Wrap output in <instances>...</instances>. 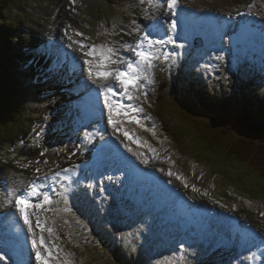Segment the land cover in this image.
<instances>
[{
    "label": "rangeland",
    "instance_id": "obj_1",
    "mask_svg": "<svg viewBox=\"0 0 264 264\" xmlns=\"http://www.w3.org/2000/svg\"><path fill=\"white\" fill-rule=\"evenodd\" d=\"M151 1V4H146L148 3L147 0H75L74 3L73 0H18V3L10 9L9 14L5 17V21L0 22V30L5 36L3 41L4 44L0 45V51H9V54H11L13 50H21L20 52L24 53L22 47H25L24 45L32 46L34 44L32 43L34 38L35 42L47 44L50 37H52L51 35L55 36L58 34V36L62 38L65 35L64 28L66 30L74 23L77 24V27L74 26L69 30V36L74 37L77 28L84 36H77V38L81 39V42L83 41L84 43L95 45L97 49L98 46L110 44L113 40L118 44L111 43L114 44L118 50V56H125L127 53L124 50L125 46L131 42L134 43L139 33L144 30L143 28L145 25H142L141 22L148 20L149 23L151 19L157 17L158 14L161 15L160 12H163L167 8L163 6L159 8V5H162V2H158L159 0ZM198 1L199 0H188L187 4L189 7L197 4V7H203L202 10L207 9L213 12H220L226 17L240 15L242 11L249 12L256 2L257 6L253 8H256L262 13V15L257 14L256 16L263 22L261 26H264V0H206L209 1V4L206 1ZM152 8L154 10H152ZM76 16L80 17L76 18ZM85 17L87 25L85 21L83 22ZM136 17L140 18V20ZM132 23H134L135 28L140 29L139 32L136 31L137 29H132L130 27ZM103 24L106 25L107 29ZM120 27L122 29H120ZM117 32V35H112ZM9 37L13 38L12 40H15L14 38L20 40L10 42L8 39ZM73 40L76 39L73 38ZM190 40L191 37H189V41ZM209 40H212V38H209ZM188 43H186L184 50L180 52H168L171 53L170 57L172 55L175 56V65L171 62V58L169 59V65L163 55L160 56L159 60L155 61L152 77L153 83H151L147 98L143 96L142 89L137 93V95L140 96V100L138 101L143 107L146 116L151 118L150 122H153L155 126L142 129L140 126L127 123L122 115L117 117L113 116L120 130L114 132L113 128L110 126L109 131L111 134L109 135L117 139L122 148L129 153V155L136 158L145 168L161 174V176L166 177L176 184L189 199L187 200L186 206L190 207L191 204L197 203L207 208L218 207V209L225 211L227 215L239 218L243 224H250L261 235H264V215L259 211H254L252 208L259 204L264 206V176L260 174L263 170L259 169L257 166L255 167V165L253 166L250 162H248L249 164L242 163L235 157H232L230 152H228L229 148H227L228 144L231 145V143L228 142L231 141L232 138L224 137V139H222V132L217 135L219 132L217 128H221L222 130L227 129L229 128L227 124L233 123L238 120V118H241L242 113L248 114V105L249 109L252 107L249 112L251 119H255L256 123L260 124L258 119L264 116V77H260L256 80L258 78L256 73L260 71V76L264 73L262 65L264 64V56L262 55L264 49L259 51L262 47L259 44L258 51L253 52V56L251 55V59L257 62V65H262V69L259 66V71L255 70L254 67L249 70L242 65L239 67L243 68V75L237 72L239 67L238 70L235 71L242 60L241 57L249 55L241 52L237 58L235 57L238 63H231L232 69H228L227 65L221 62L222 70H219V77H212L211 79L201 77L204 79L201 87L202 98L208 99L213 103L212 106L214 108L216 107L214 116H212L201 110L200 107L191 100V95L189 93L192 86L190 84H188L189 87L185 85V80H188V76L185 78L187 74L186 70H184L187 63L185 62L186 64L182 65L180 70L176 68L183 62V59L188 58L190 54H193L191 62L196 66L192 59L194 57L196 58L198 52H203V50L194 51L193 48L191 49L188 47ZM34 47L33 45L30 49ZM107 48L108 47H106V49ZM76 49L77 57L83 59L84 57L81 50L79 51V46L76 47ZM224 49L225 48H219L217 51H222ZM103 50L105 49L103 48ZM252 50H254V48ZM228 58V60H231L230 56H228ZM96 62L97 61L93 59L94 65ZM110 66H112V69H116V67H120L121 65L112 64ZM218 67L220 66L218 65ZM7 70L10 72L14 71L12 76L7 75V78H11L12 81L9 82L8 85H19L18 80L23 76V73L20 72V65L12 62L11 67H7ZM254 71H256L255 74ZM233 72L235 77L238 79L240 78L239 83L235 82V80L231 79L229 76V73L232 76ZM172 73L175 77L171 76ZM240 73H242V71H240ZM42 74L46 76V78L43 77L46 82L56 85L58 90L64 92L63 80H65V78L64 72H62L61 69L53 72L54 78L59 79L57 83L51 80V78H54L49 72L48 74ZM82 76V80L87 81L89 79L87 83L93 84L95 88L100 84H108L113 81L111 79H101L102 81L96 80V82L93 83L88 77L86 70ZM255 81H259L262 88L254 86ZM75 83L74 80L72 84L75 85ZM22 85L27 89L28 94L24 93L23 95H19L18 100L26 109L16 105L15 100L12 101L15 93L20 91L8 90L10 94L8 93L3 99L2 93L6 91L0 90V186L3 187V191L0 192V203L4 199L5 202L10 201L8 198L11 196L7 193V189L8 181H11V179L15 180L13 182L22 181L21 179L24 178L33 180L36 179L37 176L52 175L62 167H65L63 165L69 164L67 159H61L63 156L61 153L66 152L64 150L66 149L65 146L63 150H56L48 146L52 152L50 154H46L49 150L44 147L46 152H42L41 156L33 151L34 147H32V145V148H30L33 152L25 151V147L22 150L20 147H17L24 143L27 145L29 144L30 140H25L28 138L33 128L41 122L44 114L50 111L54 104L40 101L36 103H33L34 101L31 102V98L37 97V87L28 88L29 86ZM194 85L198 86V89L195 94L192 92L191 94L193 97L197 98L196 95H198V90L200 91V89L196 82ZM239 85L241 88H239ZM142 88H144V86ZM202 88H204V90ZM39 93V95H41V92ZM45 93L46 92L43 91V97ZM46 100L48 99H45V101ZM64 100L65 98L62 97L57 101V105H62ZM78 100L74 98V104L78 102L84 104L83 100ZM243 101L246 102L247 106ZM224 104L232 106L230 113L229 108L224 107ZM102 108L103 104L99 106V111ZM198 109L202 112H198ZM203 116L206 120L203 119ZM121 121H123V123H121ZM125 127L129 129L127 131L130 134L129 137L132 139L141 138L142 142L135 143L131 139H128V137L126 138L123 135ZM237 128L241 129L240 126ZM239 129L236 130L239 131L237 135L244 134L245 131L243 132V130ZM232 137L234 136L232 135ZM29 138L31 140L34 139L31 136ZM81 139H84V136L81 137ZM37 142H39V140H37ZM31 143L33 144L34 142L31 141ZM125 145L131 147L133 152L141 153L142 156L133 155V152H129ZM165 145L173 150L177 157L181 156V158H176L177 164L168 165L161 161L156 162L150 160L152 157L154 158L152 149L161 152L164 151ZM113 146L115 149H120L119 144L115 141H113ZM78 158L82 159V156H78ZM143 158H147L149 162L147 164L142 163L141 160ZM257 159L259 158L257 157ZM261 159H263V156ZM32 160L34 162H31ZM38 161L39 163H37ZM255 162L258 161L256 160ZM196 167L207 168L209 176L203 179L194 178ZM36 169H39V173L36 172ZM169 170L174 173L172 177L167 175ZM182 175L188 177L190 180H194L195 184H189L190 187H185V183L181 179V177L183 178ZM177 176H181L180 179H177ZM26 179H24V181ZM192 187H195L196 190L193 191ZM56 207V214L48 218L49 224L47 225V228L54 229V235L45 231L44 236L47 244L56 245L53 251H58L62 264H168L169 262L170 264H178V261L179 264H216L214 262L216 259L214 257L207 258L203 251L199 250L194 253H189L193 252L195 248L193 251H187L188 254L182 259L183 256H181L178 251L180 248L177 245L172 248L167 247L169 250H175L176 253H173L175 256L171 255V261L168 252H160L158 257H156L155 248L156 250L157 248L161 249V246L166 245L165 238L161 237L156 242L152 239L153 242H151L149 238L144 237L141 231L135 232L133 229L130 230L128 223L120 224L125 227L123 230L131 231L123 235L129 237L131 240L133 239L132 241L139 244L141 249L140 254L137 253L135 247H133L131 251L126 249V252L130 251V254L127 255L130 257L124 258L123 260L119 254L121 237L114 229L115 227L119 228L118 224L110 225L118 236L114 238L112 243H107L102 238L112 241V236L108 234L110 231L108 221L104 224L102 219L101 221L95 220L91 217L89 212L88 218L97 225V231L102 235V238H100L95 226L86 218L84 219H86L88 223L84 221L80 222L78 221V218L81 217L79 214H76V217L68 215L64 212L65 210L63 211L58 205H56ZM76 212H81V210L77 207ZM121 215H123V219ZM129 216L131 218H129ZM134 217L137 219L140 218V213H138L136 207H131L129 213L119 210V215L116 218L111 217V219L117 222H123V220L128 221L132 224H130V226L135 230H139L136 226L143 228L132 219ZM101 229H104V232H102ZM169 233L174 239H177L180 231L175 229L169 231ZM103 235H107L108 238L103 237ZM101 241H103L104 247H99L102 249L100 252V249L88 247L94 245L96 246L95 248H97V246L101 244ZM126 243L127 241L125 240V244ZM167 248H162V251ZM107 249L110 252L107 253ZM112 249L116 250V257L107 256L109 253L114 254V252L111 251ZM123 256H126V253H123ZM228 258L223 259L226 260ZM51 263L57 264L56 261H52Z\"/></svg>",
    "mask_w": 264,
    "mask_h": 264
},
{
    "label": "bare ground",
    "instance_id": "obj_2",
    "mask_svg": "<svg viewBox=\"0 0 264 264\" xmlns=\"http://www.w3.org/2000/svg\"><path fill=\"white\" fill-rule=\"evenodd\" d=\"M147 1H149V0H147ZM184 1H185L184 3L187 4L188 0H184ZM202 1H206V0H202ZM206 2L209 4V1H206ZM197 6L198 5L196 4L195 7H197ZM254 6H257L256 2L253 4L252 9L249 12L253 13V15H257V14L262 15V13L259 10H257L256 8H253ZM164 7H166V6H164ZM187 7H189V6H187ZM43 10H45V9H43ZM163 13H164V11L162 13L160 12V14H163ZM79 17L76 16V18H79ZM233 18H234V20L232 21V23H239L240 26H241L240 28H236V30L237 31L239 30L242 33H245V35L248 34V36H247V38L245 40L240 41V44H238V42H237L238 39L233 40V42L231 40V43L233 44V46H234V48L236 50L235 55L232 54V56H230L228 54V56H230V58L232 60V62H231V60H229V68H231V69H232L231 63H238L236 58L239 56V54H241V52H244V54H249V55L241 57L242 60L245 57H248V56L251 59V55L252 56L254 55L253 52H257L258 51L259 44H260V46H262L259 49V51H262L264 49V43L263 42L262 43H257V41H255L254 39L250 40V36H249V31L253 32V28L252 27L255 26V24L257 23L258 20L256 18H251V19H247V20L243 21V20H241V18H239L237 16H235ZM239 20L241 22H238ZM84 21L85 22L87 21L86 17L83 20V22ZM223 21L225 22V19ZM103 25L107 29L106 25L105 24H103ZM74 26L77 27V24L73 23L67 29V35H66L67 40H69V38H68L69 37V35H68L69 30L72 27H74ZM243 26L245 27V29L243 28ZM130 27L132 29H137L136 31L139 32L138 31L139 28H135L134 23L130 24ZM113 29H115V28H113ZM120 29H122V28L120 27ZM78 31L79 30L76 28L75 32H78ZM124 31H126V30H124ZM131 31H133V30H131ZM126 32H128V31H126ZM173 32H174V35L172 36ZM176 33H177V29H175V31H172L171 36H172L173 39H174V36L176 35ZM117 34H118V32L115 33V34H112V35H117ZM166 34L168 36V34H169L168 31L166 32ZM51 36L53 37V35H51ZM258 36L261 37L259 34H258ZM70 37H72V39H71V41L70 40L69 41H70V44L72 45L71 48L74 51L67 52V51H65V49H62L60 55L61 54L70 55V53H71V55L74 57L75 51H77L76 47H78L79 44L73 43L72 42L73 38H75L79 42H80V40L77 39L76 35L74 37L73 36H70ZM81 37H84V36H81ZM189 37H191L190 41H189ZM189 37L185 38V37H183V36H181L180 34L177 33V35H176V38H177L176 43L178 42L177 44H183L184 47L183 48H177L176 47L175 50H174L173 47H175V46H173V44H167L170 48L172 47V50L170 49L167 52H169V51L175 52L176 50H178V52H180L181 50H184V48L186 47V43H188V41H189L188 47H190L192 49L193 48L192 43L194 41L193 39L196 36H189ZM209 38H211V36H207L205 38V41L209 42L210 41ZM223 41L224 42L226 41L224 36H223ZM111 43L117 44L113 40H112ZM111 43L110 44H103L101 46H98V49H103L104 48L106 50V47H108V48L111 47L114 50H117L115 45L111 44ZM83 44H86V43H83ZM130 44H132V42ZM238 45H241V46H238ZM123 46H125V45H123ZM247 48H248V50H247ZM253 48H254V50H252ZM79 51H80V47H79ZM25 52L26 51H24V53L20 52V56L24 57L26 55ZM117 54H119V52H117ZM127 55H128V53H126L125 56H127ZM190 55H193V54H190ZM262 55L264 56V51H263ZM224 56L225 55L223 53L217 51V48L216 49H212L209 45H206L204 47L203 52L200 51V52L197 53L196 58L194 57L192 59V61L198 67L197 69L200 68L201 70L199 69V72H198L190 64V66L188 67V70H187V75L185 76V78H187V76H188V80L186 81L187 82V86H189L188 84H190L192 86L190 88V93H189L190 95H192L191 92L193 94H195L196 90L198 89V86L194 85L195 82L197 83V85H199V89H201V87L203 85V82L201 81L202 80L201 77H203V78H206V77L207 78H211V77L217 75L215 73V69H217L216 66H218V64H219L218 62L220 60V59H217V57H224ZM170 58H171V62L175 65L176 64L175 56L172 55L168 59H170ZM53 59H55V53L52 54V60ZM227 59H229V58L227 57ZM221 60H223V59H221ZM251 60H253V59H251ZM190 61H191V59H190ZM183 62L181 64H183ZM262 65H263V69H264V64H262ZM262 65H258V66H260L261 69H262ZM110 67H112V66H110ZM120 67H122V66H120ZM116 68H118V67H116ZM33 69H34V74H35V77H34V81H35V79L37 78L36 76H38V73L35 71L34 67L32 68V70ZM60 69L62 70V72H64V78H65V80H63L64 92L62 90H58V87L56 85H54V84L52 85V84L46 82V80H44V79H43V83L40 84L41 86L37 85L38 89H40V87H41V91H40L41 95H39L40 96L39 98L43 102L55 103V101L59 100L61 97H64V95H66V98L68 99V102L66 104H64L66 107L59 106V108H60L59 112H57V113L56 112H49L48 117L44 119V123H47V124H49L51 126H54L55 129H57L59 126L62 127L64 122L69 123V121L71 120L70 119V103L74 104L73 100H74L75 96L73 95V97H70V90H72L75 93V95H78L80 97V91H78V89H74L75 85L72 84V82L74 81V78L66 77L65 70L63 68H60ZM258 69H259V67H258ZM40 70H42V69H40ZM53 72H54V70H52V72H49V73L54 78ZM80 72H82L81 68H80ZM40 73H41V71H40ZM257 75H258V78L256 80H258L260 77H264V73L261 76H260V73L257 74ZM171 76L175 77L173 75V73H172ZM43 77L46 78V76H43ZM51 80L55 81L57 83L59 79H57V78L52 79L51 78ZM98 80H101V79H98ZM263 80H264V78H263ZM41 81H42L41 78H39V82H41ZM200 82H202V83H200ZM65 83H68L70 85V87H73V88L71 89V88L67 87L65 85ZM254 83H255L254 86H258V87L262 88V86L259 84V81L258 82L255 81ZM142 89L144 91L149 92L150 84L149 85H144V88H142ZM43 91L46 92L44 94L45 98L43 97ZM199 94H200V91L198 90V95ZM121 97H122V94L118 95L115 99L116 100H123ZM57 98H59V99H57ZM45 99H48V100L45 101ZM79 100H83V99L79 98ZM31 101L37 102L38 100H32L31 99ZM83 101H84L83 105L88 104V102H86L85 100H83ZM129 103H131V105L133 107H137L138 106L135 103V100L132 101V102H128L127 100H124V104H129ZM100 104H102L100 101H95V105H96L97 108H99V106H101ZM138 107L141 108L140 106H138ZM80 108H81V106H80ZM86 111H83V114H85ZM113 115L119 116L120 114L114 112ZM133 115L135 116V118L139 119L140 124L138 126H140L141 128H148V127H151V125L154 126L153 122L152 123L150 122L151 118L150 117L148 119L146 118V113H145L144 110L142 112H135V113H133ZM95 117H98V113L92 119L96 120L97 118H95ZM125 121L127 122V117H125ZM129 124L133 125L135 123H129ZM135 125H137V124H135ZM81 127H82L83 131H86L88 133L87 137L89 138L90 143L87 144L85 142L84 144L82 143L80 145H74V142H76V143L78 142L77 136H74L75 133H74V135L67 136L70 139V141H69V145H70L69 152L70 153L67 154V155H63L61 157V159L62 158L63 159H68V160L73 161V163L75 161H77V160H80L78 165L80 167H84L85 163L90 159V156H91L88 151H89V148H90L92 142L97 141L98 136H101V135L99 133H97V132H94L93 133L94 135H93L91 133L90 129H89V126H81ZM43 129L44 128H42V130ZM125 130L128 131L129 129L127 127H125L124 131ZM71 131L75 132V130L73 128L71 129ZM66 132H67V130H66ZM57 134L61 135V134H64V133L63 132L60 133V131H58ZM36 135H37V133H34V136L32 135L31 137L36 139ZM67 135H68V132H67ZM28 138H29V136H28ZM130 139H132V138L130 137ZM26 145L24 146V144H23V145H19L17 147H20L21 150L25 147L26 150H28L30 152L34 151L39 156L42 155V152H46L45 148L43 146H41V145L33 146L34 147L33 151L31 149L32 148L31 146H28V149H27ZM166 146L167 145H165L164 151H161V152L159 150L157 151L155 149H152V152H153L152 154H153L154 158L152 157V159H150V160L151 161L154 160L156 162L161 161V162H163L165 164H168V165L177 164L176 158H178L179 156L177 157L175 155L174 151L169 149ZM119 148L120 149H115L114 146L112 147L111 153L113 154L114 158H118L119 156L121 157L122 155L125 156V151H123V148L121 147L120 143H119ZM78 156H82V159H79ZM179 158H181V156ZM77 166L74 165V168L72 169V171H75ZM113 166H114V169L117 168L116 165H113ZM99 167L101 168L100 165H99ZM117 170L119 172L120 171H123L124 173L127 172L125 168H122V169L118 168ZM86 172L87 171L85 170L84 172L80 171V173H77L78 177L76 179H74V180L76 182H78L77 183L78 185L75 187V189L65 190L63 188H60V190L57 191V193L55 195L57 197V199L54 198V202L52 200V204L50 205V208L52 210H50V211H55L56 208L54 207V205H59L63 210H65V212H67L69 215H71V214H75L76 213L77 207H78L81 210V212L87 213L88 216H89V211L87 210V209H89L92 218H94L95 220H100V221L102 219L103 223L106 224L107 223V217L110 218V219H111V217H115L116 218L119 215V210H121V211H123L125 213H129L131 207H136L138 213H140V218L137 219V218L134 217L132 219L137 224L141 225L144 229L143 228H139L138 226H136V227L139 229V231L144 232V234H146L145 235L146 237L148 236L151 240L153 239L154 242H156L159 238L164 237L165 238V242L167 244L164 245V246H161L162 248H167V247L172 248L173 245L174 246L177 245V241H178V244L181 243L180 246L177 245L180 248V250H178V251L180 252L181 256H184L186 253H188L187 251H193L194 248H200V249L204 250L205 252H207V254H209V256L211 254L212 255L215 254L217 259H218V257L221 258V256H224L223 258H228L229 257L228 259H226V262H224L225 264H233L232 263V261H233L232 255L233 254H237V256H238V258L236 259L234 264H245V262L243 260L245 258H247L249 260V262L246 263V264H264V257H262V256H264V248L259 250L258 246H252L251 245L252 243L250 244L248 241H245L242 236L248 235V233H244V235L240 236V241L239 242H244L245 244L243 243L241 245L242 248H240L238 250V252L236 250V246H232V244H231V246L224 247L222 250L220 249L219 244H218V237L226 235V231L225 230L223 232H220L218 229H214V230L212 229V231H210L208 233V235H203L201 238L195 239L194 242L191 241V240L188 241V242L187 241H183V240H179L180 238L178 240L174 239V237L171 236L169 231H173L175 229L180 230L179 225H181L182 223H184V225H186L189 222V220L187 219L186 214H183L184 217L183 218L181 217L179 219L180 223L177 222L178 218H174V216H176V215H174L175 214L174 210L175 209H180V207L177 206V204L173 201L172 194L167 189H165V187H164V190H163L164 191L163 192L164 199H162V200H160V198H158L156 200H151L149 196H150V194H152V190L149 189V188H147V190L144 189V188H140V187H142V184L141 185L136 184V185H134L135 187L132 189V191L130 193L128 191L126 192L127 195L123 199L119 200V198H117L114 195V198L112 200L109 198V199H107L105 201H101L100 197L102 195V190H99L98 184L102 183V184H105V185H107L109 187V182L107 181V179L108 180H113V184L116 183V182L119 183L120 179L117 180L113 176H109L107 178V176H105V174L100 175L99 173H97L95 175H92V176H88ZM141 172H142V170H137V172L135 174L136 175L135 178H142V176H140ZM129 175L130 174H128V177H129ZM182 176H183V178L181 176H179V177H181L182 181L184 183H187L188 186H189V184H195L194 180H190L188 177H185L184 175H182ZM206 176H209V171L207 170V168L196 167V172H195L194 178L196 177V178H199V179H203ZM96 178H98V179H96ZM30 180L31 179H26L25 181L22 180V181H17V182L11 183L9 185L10 193L15 194L13 196L16 197L25 188V186L28 184V182ZM114 180H116V181H114ZM68 183H69V181H68ZM144 184H145V182H144ZM165 186H170V183L169 182L165 183ZM195 186H197V185H195ZM68 187H69V185H68ZM113 188H114V190H116L115 187H113ZM136 189H138V191ZM49 190H50L49 193L52 195L51 188ZM118 190H119V188H118ZM100 191H101V193H100ZM118 192L122 193L123 191L121 190V191H118ZM122 195H124V193ZM77 200H80L79 203H76ZM182 203L185 204V202H182ZM99 208L104 209V211L99 210ZM252 208H253L254 211H259L262 215H264V206L262 204L253 206ZM110 209L116 210V213L114 215H112V216H111V214L109 212ZM29 211H32V210H29ZM121 216H122V219H123V215H121ZM129 218H131V217L129 216ZM181 221H182V223H181ZM112 222L120 224V222H117V221H112ZM217 222H218L217 217H214L212 223H214V224L216 223L217 224ZM126 223H128L129 225L131 224L128 221H126ZM94 226H95L96 231H97V225L94 224ZM225 227L227 228V230L231 229L230 224L227 223V222L225 223ZM101 230H102V232H104V229H101ZM110 230H111V226H110ZM164 230H168V233H166V234L163 233L162 231H164ZM208 230H210V229H208ZM186 232L187 231H185V233ZM97 233L100 235V233L98 231H97ZM110 233L111 232L109 231L108 234L111 235L112 238H113V234L112 233L110 234ZM234 233H236V232H234ZM239 233H241V232L239 231ZM52 234H54V231H52ZM100 237L102 238V235H100ZM103 237L108 238L107 235H103ZM250 238H252V237H250ZM106 242L107 243H112V241H109V240H106ZM263 242H264V240H263ZM0 245H1L0 247H3V248H5L7 246L4 243H1ZM162 248L161 249H157V250L155 248L156 254L158 252H163ZM169 248H167L165 250L170 251V254L175 256L174 255V254H176L175 250H169ZM24 249H25V247H24ZM24 249H22L21 255L27 256V253L25 252L26 250H24ZM7 250L9 251L8 246H7ZM0 256H4V253H2L1 250H0ZM241 257H243V258H241ZM171 260H172V257H170V261ZM219 260H225V259H219ZM217 263H220V262L217 261ZM0 264H7V263L2 261V263H0ZM178 264H179V261H178Z\"/></svg>",
    "mask_w": 264,
    "mask_h": 264
},
{
    "label": "snow or ice",
    "instance_id": "obj_3",
    "mask_svg": "<svg viewBox=\"0 0 264 264\" xmlns=\"http://www.w3.org/2000/svg\"><path fill=\"white\" fill-rule=\"evenodd\" d=\"M75 0H73V3ZM166 7L169 11L175 12L178 7V0H165ZM177 24L175 21L169 22V30L175 31ZM139 31V30H138ZM67 35V30L65 31ZM77 36H83V33L76 32ZM69 40L72 37H68ZM73 43L79 44L80 50L82 51L85 59L82 64V71L86 70L87 75L92 79L93 83L98 79L103 80H113L114 84H100L98 85L100 93L103 96V104L107 109L108 122L112 124L113 131H119L117 124L114 122L113 113H118L122 116L127 117L128 123L140 124L139 119L135 118L133 113L142 112L143 109L133 107L131 103L123 104L115 98L122 94V99L132 102L134 100H139L140 96L137 95L141 91L144 85L153 83V69L155 67V61L160 59L163 55L164 59L167 60L171 53L157 51L159 48H163L167 44H173L177 48H183V44H177L176 41L169 37L167 40L163 38H157L151 31H143L139 33L138 39L135 43L128 44L125 46V51L128 53L127 56H118V50H114L109 47L106 50L97 49L95 45L83 44L79 41H72ZM69 47L72 45L69 44ZM93 59L97 62L93 63ZM217 59H223V57H217ZM119 64L123 67H118L112 69L110 65ZM143 96L147 98V91H144ZM123 123V121H121ZM123 135L127 138L129 133L127 131L123 132ZM135 142V141H134ZM129 152H133L131 147L125 145ZM133 155L142 156L141 153L133 152ZM142 163L147 164L149 161L147 158L141 160ZM39 163V162H37ZM72 171L71 169H63L61 172L55 173L51 177L54 183H62L64 180H68L69 183L72 181L70 177L66 174ZM39 173V169H36ZM169 177H172L174 173L169 170L167 172ZM48 177L43 178L37 176L35 180L29 182L25 188L19 193L14 199V205L19 212L24 223L28 226L29 232L32 233V248L35 252V258L39 261V264H50L52 261H56L57 264H62L58 251L54 252L53 249L56 248L55 244H47L44 233H52V228H46V222L41 220L40 212L41 210L50 211V207L45 208V205L52 204V197L44 192L43 181ZM177 179H180L177 176ZM185 187L188 184L185 183ZM193 187V191H195ZM29 210H34L29 212ZM35 215V222L31 220V216ZM36 229H39V237L37 238ZM4 257L0 256V261H3Z\"/></svg>",
    "mask_w": 264,
    "mask_h": 264
},
{
    "label": "trees",
    "instance_id": "obj_4",
    "mask_svg": "<svg viewBox=\"0 0 264 264\" xmlns=\"http://www.w3.org/2000/svg\"><path fill=\"white\" fill-rule=\"evenodd\" d=\"M17 0H0V22L5 19V16L8 15V11L10 6L15 4ZM2 31L0 30V39L2 36ZM5 59L0 56V88L3 87L2 80L4 76L7 78L8 72L7 68L8 66H5ZM4 66H2V65ZM4 68V70H3ZM2 97L5 98L7 93H2ZM1 97V98H2ZM240 125V128L237 129H221L217 128L219 131L217 133L220 134L222 132L221 138H232L231 141L228 143H231V145H227L228 152H230V155L232 157H235L237 160H239L242 163H252V165L255 167H259V169L263 170L260 174L264 176V128H262L259 125H256L252 123L246 115L243 116V118H240L235 121ZM243 130L244 134L237 135L236 130ZM232 135L234 137H232ZM236 135V136H235ZM259 159H257V157ZM263 156V159H261ZM258 162H255V161ZM249 164V163H248Z\"/></svg>",
    "mask_w": 264,
    "mask_h": 264
}]
</instances>
